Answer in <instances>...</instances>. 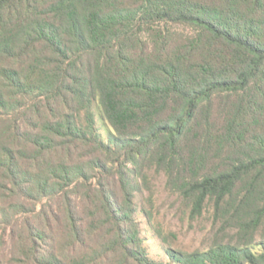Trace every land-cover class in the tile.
<instances>
[{"label": "trees", "instance_id": "16d2710c", "mask_svg": "<svg viewBox=\"0 0 264 264\" xmlns=\"http://www.w3.org/2000/svg\"><path fill=\"white\" fill-rule=\"evenodd\" d=\"M156 175L208 247L149 255ZM0 230L20 264H264V0H0Z\"/></svg>", "mask_w": 264, "mask_h": 264}, {"label": "rangeland", "instance_id": "374dc122", "mask_svg": "<svg viewBox=\"0 0 264 264\" xmlns=\"http://www.w3.org/2000/svg\"><path fill=\"white\" fill-rule=\"evenodd\" d=\"M152 182L154 188L152 221L143 214V208L147 206L145 201L147 192H139L136 196V201L139 204L136 217L149 255L156 260L169 261L166 251L169 247L185 251L208 247L212 241V222L209 219V214L197 221L191 220L177 196L166 188L164 175L152 177ZM155 227H159L163 231L166 242L157 236ZM1 233L2 230H0ZM9 241L10 239L7 240V242ZM0 264H20L16 260L11 242L0 243Z\"/></svg>", "mask_w": 264, "mask_h": 264}]
</instances>
